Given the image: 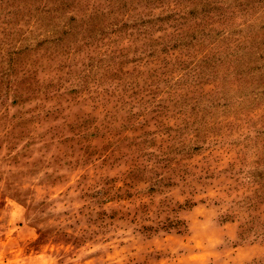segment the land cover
I'll return each mask as SVG.
<instances>
[{
    "label": "rangeland",
    "instance_id": "1",
    "mask_svg": "<svg viewBox=\"0 0 264 264\" xmlns=\"http://www.w3.org/2000/svg\"><path fill=\"white\" fill-rule=\"evenodd\" d=\"M0 264H264V0H0Z\"/></svg>",
    "mask_w": 264,
    "mask_h": 264
}]
</instances>
